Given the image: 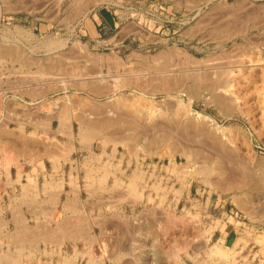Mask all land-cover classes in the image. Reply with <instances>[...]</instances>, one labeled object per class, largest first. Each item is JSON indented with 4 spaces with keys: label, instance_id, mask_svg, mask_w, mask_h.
<instances>
[{
    "label": "rangeland",
    "instance_id": "rangeland-1",
    "mask_svg": "<svg viewBox=\"0 0 264 264\" xmlns=\"http://www.w3.org/2000/svg\"><path fill=\"white\" fill-rule=\"evenodd\" d=\"M127 5L140 15L116 19L113 28L98 16ZM0 53L14 54L12 65L0 59L2 74L14 69L12 83L0 88L3 102L17 109L3 110L1 120L18 133L25 125L30 137L20 180L17 165H6L0 152V231L22 225L15 214L33 228L38 222L55 227L52 217L80 212L98 217L111 240L127 233L139 246L165 247L157 264H264L255 237L264 236V0H0ZM135 96L142 97L136 109L128 105ZM178 99L191 102L184 119ZM198 112L217 125L200 122ZM82 130L91 131V141H81ZM38 150L55 154L49 169L53 161L74 164L77 182L59 184L55 195H32L42 192L31 176ZM216 158L232 170L235 183L226 191L213 184H224L218 172L198 171ZM28 183V195H21ZM8 241L0 235L2 254L16 250ZM217 245L230 257L213 255ZM64 250L71 253L72 243Z\"/></svg>",
    "mask_w": 264,
    "mask_h": 264
},
{
    "label": "bare ground",
    "instance_id": "bare-ground-1",
    "mask_svg": "<svg viewBox=\"0 0 264 264\" xmlns=\"http://www.w3.org/2000/svg\"><path fill=\"white\" fill-rule=\"evenodd\" d=\"M5 49V48H4ZM176 51V50H175ZM26 54V53H25ZM17 55H20V54H17ZM184 55V54H183ZM187 55V54H185ZM14 54L10 55V53H0V59H5L7 62L11 63L12 65V61L14 60L13 57ZM19 57V56H18ZM17 57V58H18ZM160 58V56H159ZM187 58V56L185 57ZM26 59V58H25ZM189 59V58H188ZM19 60V59H18ZM21 60V59H20ZM30 60V59H29ZM28 60V61H29ZM187 60V59H186ZM16 61V60H15ZM26 61V60H25ZM31 61V60H30ZM29 61V62H30ZM172 61V60H171ZM5 62V63H7ZM24 63V61H22ZM27 62V61H26ZM14 63V62H13ZM25 64V63H24ZM23 64V65H24ZM29 64V63H28ZM166 64V63H165ZM174 64V63H173ZM6 65V64H5ZM10 65V66H11ZM27 65V64H26ZM30 65V64H29ZM21 66V65H20ZM38 66V65H37ZM28 67V66H27ZM30 67V66H29ZM170 67V66H169ZM4 68V67H3ZM23 68V66H22ZM26 68V67H25ZM243 68V67H242ZM1 69V68H0ZM12 69L13 67H9V72H8V75L6 74H2L0 72V85L3 81H7L6 83H10L11 82V75H12ZM6 70V69H5ZM8 70V69H7ZM14 70V69H13ZM16 70V68H15ZM22 70V69H21ZM226 70V69H225ZM244 70V69H243ZM140 71V70H139ZM229 71V70H228ZM227 71V72H228ZM232 71V70H231ZM15 72V71H14ZM30 72V71H29ZM224 72V71H223ZM24 75H25V71L23 72ZM22 73V76H24ZM16 74V73H15ZM15 74H13V76H15ZM28 73H26L27 75ZM41 75V74H40ZM44 75V74H43ZM264 76V75H263ZM26 77V76H25ZM165 77V76H164ZM168 77V76H167ZM22 78V77H21ZM159 78V77H158ZM175 78V77H174ZM206 78V77H205ZM214 78V77H213ZM25 78H23L22 80H24ZM169 79H171L169 77ZM202 79V78H201ZM222 79V78H220ZM219 79V80H220ZM153 80V79H152ZM160 80V78H159ZM180 80V79H179ZM223 80V79H222ZM132 81V80H131ZM149 81V80H148ZM166 81V80H165ZM163 81V83L165 82ZM172 80H169V83H174V80L173 82H170ZM214 81V80H213ZM221 81V80H220ZM225 81V80H224ZM17 82V81H16ZM122 82V81H121ZM177 82V81H176ZM175 82V84H176ZM184 82V81H183ZM211 82V81H210ZM4 83V84H6ZM12 83V82H11ZM10 83V84H11ZM24 83V82H23ZM21 83V84H23ZM120 83V82H119ZM124 83V82H123ZM168 83V81H167ZM181 83V81H180ZM223 83V82H222ZM238 83V82H237ZM3 84V83H2ZM9 84V85H10ZM118 84V83H117ZM169 84V85H171ZM234 84V83H233ZM88 85V84H87ZM157 85V84H156ZM155 85V86H156ZM162 85V84H161ZM167 85V84H166ZM165 85V86H166ZM168 85V86H169ZM183 85V83H182ZM181 85V86H182ZM212 85V84H211ZM230 85V84H229ZM167 86V87H168ZM177 86L178 85V82H177ZM176 86V88H177ZM5 87V86H4ZM147 87V85H146ZM145 87V88H146ZM167 87H164V88H167ZM171 86H169L170 88ZM175 88V85L173 86ZM217 88V87H216ZM22 89V88H21ZM154 89V88H153ZM173 89V88H172ZM238 89V88H237ZM259 89V87H258ZM30 90V89H28ZM33 90V89H32ZM174 90V89H173ZM184 90V89H183ZM229 90V89H228ZM10 91V90H9ZM12 91V90H11ZM23 91V89L21 90ZM154 91V90H153ZM231 91V90H230ZM241 91V90H240ZM17 92V91H16ZM25 91H23L24 93ZM31 93V91H29ZM102 92V91H101ZM226 92V91H225ZM237 92V91H236ZM259 92L261 93L260 97L262 96V98L264 99V85L260 87L259 89ZM4 92L1 88H0V114H2L3 110H15L16 107L14 105V107L11 105V103L9 104V100H7L8 103H4L3 102V96H4ZM13 93V92H12ZM19 93V92H18ZM22 93V92H21ZM22 93V94H23ZM29 93V94H30ZM222 93V92H221ZM243 93V92H242ZM10 94V93H9ZM143 94V93H142ZM225 94V93H224ZM227 94V93H226ZM24 95V94H23ZM28 95V93H27ZM221 94H219L220 96ZM234 95V94H233ZM236 95V94H235ZM239 95V94H238ZM218 96V98H219ZM240 96V95H239ZM7 97V96H6ZM10 97V96H9ZM21 97V96H20ZM214 97H216V95H214ZM238 97V96H236ZM241 97V96H240ZM26 98V97H25ZM133 98V100L131 102H129V106L135 108V107H138L139 106V101H141V99L138 101L139 98H142V97H131ZM170 98V97H169ZM217 98V97H216ZM217 98V99H218ZM221 98V96H220ZM124 99V98H123ZM190 99H192L190 97ZM189 99V101H191ZM224 99V98H223ZM233 99V98H232ZM23 100V99H22ZM234 100V99H233ZM238 100V99H237ZM236 100V101H237ZM12 101V100H11ZM125 101V100H124ZM231 101V100H230ZM242 101V100H241ZM126 102V101H125ZM124 102V103H125ZM229 102V101H227ZM122 103V102H121ZM141 103V102H140ZM146 103V102H145ZM143 103L142 105L144 106H147L148 104H145ZM149 103V101L147 102ZM174 103V102H172ZM185 103V102H184ZM242 103L244 104V102L242 101ZM247 103V102H246ZM83 104V103H82ZM150 104V103H149ZM226 104V103H225ZM231 104V103H229ZM237 104H239L237 102ZM78 105V104H77ZM153 105V104H152ZM151 105V106H152ZM59 106V105H58ZM128 106V107H129ZM143 106V107H144ZM150 106V105H149ZM175 106V105H174ZM190 106H191V102H188L186 104L183 105V102L178 99V104H177V111L183 113L182 114V117L185 116V115H189L191 113V109H190ZM230 106V105H229ZM24 107V106H23ZM159 107V106H158ZM172 107V106H171ZM242 107V106H241ZM15 108V109H14ZM79 108V107H78ZM139 108V107H138ZM150 108V107H149ZM169 108V107H168ZM175 108V107H174ZM26 110V108H24ZM23 109V110H24ZM136 109V108H135ZM147 109V107H146ZM153 109V108H152ZM160 109V108H159ZM244 109H247V108H244ZM242 109V110H244ZM17 110V109H16ZM24 110V111H25ZM134 110V109H133ZM132 110V111H133ZM149 110V109H148ZM164 110V109H162ZM176 110V108H175ZM8 111H5L6 114L8 115ZM160 111V110H159ZM171 111V110H170ZM174 111V110H173ZM175 111V112H177ZM246 111V110H245ZM11 112V111H10ZM20 112V111H18ZM23 112V111H22ZM29 112V111H28ZM26 112V116L28 115ZM64 112V111H63ZM143 112V111H142ZM161 113L163 111H160ZM166 112V110H165ZM169 112V111H168ZM180 112L178 113V116L181 115ZM59 113H61V111H59ZM141 113V112H140ZM152 113V112H151ZM155 113V112H154ZM153 113V114H154ZM164 113V112H163ZM173 113V112H172ZM5 114V115H6ZM23 114V113H22ZM142 114V113H141ZM144 114V113H143ZM151 114V115H153ZM160 114V113H159ZM169 114V113H168ZM12 115V114H11ZM53 115V114H52ZM51 115V116H52ZM2 115H0V152L4 153L5 157L3 158V160H6L4 161L5 164L8 163L11 164L10 162H14V164L17 165L18 167V171H19V177L18 179L20 180V178H23V173H25V170H26V161L27 159L29 158V148H30V137L29 135L27 134L28 132L26 131L27 129L25 128V125H22L20 126L19 128V133L18 132H15V129H12L10 128V124L5 121L3 123L2 119L1 118ZM4 116V115H3ZM14 116V115H13ZM79 116V115H78ZM176 116V115H175ZM117 117V116H116ZM167 117V116H166ZM197 119H200V122L202 121H205V122H208V123H211L212 125H217L216 124V121L210 117L209 115H206L204 113H200L198 112L197 114ZM14 118V117H13ZM12 118V119H13ZM134 118V117H133ZM180 118V117H179ZM2 119V120H1ZM11 119V118H10ZM9 119V120H10ZM63 119V118H60V120ZM65 119V118H64ZM69 120V117L67 116V118ZM128 119V118H127ZM184 119V117H183ZM14 120V119H13ZM22 121H25V119H23ZM134 121V120H133ZM189 121V120H187ZM64 122V121H63ZM193 122V121H191ZM199 122V120L197 121ZM203 122V123H205ZM65 123V122H64ZM68 124V123H67ZM194 124V123H193ZM42 125V124H41ZM89 125V124H88ZM87 125V126H88ZM164 125V124H163ZM178 125V124H177ZM182 125V124H181ZM190 125V124H189ZM202 125V123H201ZM142 127H143V124H142ZM180 127V126H179ZM204 127V126H203ZM215 127V126H214ZM170 128V127H169ZM168 128V129H169ZM192 128V127H191ZM17 129V128H16ZM227 129V128H226ZM88 130V129H87ZM145 130V129H144ZM167 129H165L166 131ZM85 130H82L80 132V137H81V141L84 143V142H89L91 141V131H85ZM224 131V130H223ZM173 132V131H172ZM231 132V131H230ZM17 133V134H16ZM66 133V132H65ZM99 133V132H98ZM179 134V133H178ZM184 134V132H183ZM92 135H93V132H92ZM179 136V135H178ZM182 136V135H180ZM47 137V136H46ZM94 137V136H93ZM184 137V136H183ZM213 137V136H212ZM220 137V136H219ZM230 138V137H229ZM45 140V139H44ZM181 140V139H180ZM234 139H232L233 141ZM187 141V140H186ZM231 141V140H230ZM185 143V142H184ZM206 144V143H205ZM174 145V144H173ZM202 145V144H201ZM206 146V145H204ZM209 146V145H208ZM174 148H175V145H174ZM213 149V148H212ZM65 151V150H64ZM214 152V151H213ZM217 152V151H216ZM215 152V153H216ZM65 153V152H64ZM63 153V154H64ZM218 154V152H217ZM188 155V153L186 154ZM58 156V155H57ZM236 156V155H235ZM190 157V156H189ZM229 157V155L227 156ZM234 157V156H233ZM57 158V157H56ZM232 158V157H231ZM237 158V157H236ZM59 159V157H58ZM228 159V158H227ZM213 160V159H212ZM234 160V159H233ZM3 162V163H4ZM225 162V161H224ZM228 162V161H227ZM233 163V162H232ZM238 163V162H237ZM214 164V165H213ZM226 164V163H225ZM224 164V165H225ZM7 165V164H6ZM203 168H201V170H198L200 171V174L201 173H210L212 171H215V172H218L219 175H222V179H224V184L222 183H213L214 186H217L219 187L222 191H226L227 188H228V184L229 183H232L231 181L232 180V170L227 167V164L226 166L224 167H220L218 165H220V162L219 160L216 158L214 159L213 161H209V160H206L205 161V164L203 163ZM240 166V165H238ZM235 169V168H234ZM218 170V171H217ZM241 170V169H240ZM6 177H7V182L8 183H11V178H12V174H11V171H10V168L7 167V170H6ZM237 171V170H236ZM239 171V170H238ZM247 172V171H246ZM197 173V172H196ZM214 173V172H213ZM234 173H235V170H234ZM237 173V172H236ZM243 173V171H242ZM248 173V172H247ZM199 174V173H198ZM199 174V175H200ZM211 174V173H210ZM217 174V173H216ZM244 174V173H243ZM138 174H135V178L131 179L130 181V187L132 188V190L135 192V194L137 193L136 190L137 187H138V179L136 178ZM194 175V174H193ZM245 175V174H244ZM27 176V181H29V183L32 181V178L30 176V174H26ZM236 176V175H235ZM239 174L236 176V180H238ZM97 178V177H96ZM208 178V177H207ZM212 178V177H211ZM210 178V179H211ZM221 178L219 180H221ZM53 179V178H52ZM212 180V179H211ZM217 180V179H215ZM104 181V180H103ZM213 181V180H212ZM211 181V182H212ZM218 181V180H217ZM6 182V183H7ZM23 182V181H22ZM234 182V181H233ZM238 182V181H237ZM0 183H1V179H0ZM29 183L28 184H24L22 186V192H21V195H28V186H29ZM71 184H73V181L71 180L70 181ZM121 183V182H120ZM235 183V182H234ZM32 184V183H31ZM211 185V183H209ZM212 184V185H213ZM219 184V185H218ZM221 184V185H220ZM227 184V185H226ZM8 185V184H7ZM10 186V185H9ZM37 186V185H36ZM30 187V186H29ZM232 187V186H231ZM33 188V187H31ZM215 188V187H214ZM234 188V187H233ZM15 189V187H14ZM34 189V188H33ZM230 190V189H228ZM38 192V191H37ZM95 195V194H94ZM246 195V194H245ZM235 196V195H234ZM241 196V195H240ZM239 196V197H240ZM249 196V195H248ZM237 198V197H236ZM234 198V199H236ZM242 198V197H241ZM245 198V197H244ZM249 198V197H248ZM238 199V198H237ZM243 199V198H242ZM242 199H238L241 204H247L246 203V199L245 198L244 200ZM76 200V198H75ZM78 200V199H77ZM73 201H71L70 203L72 204ZM77 202V201H76ZM79 202V201H78ZM77 202V203H78ZM85 202V201H84ZM88 202V201H86ZM103 202V201H102ZM75 203V201H74ZM73 203V204H74ZM76 203V204H77ZM237 203V202H236ZM249 203V202H248ZM69 204V202L67 203ZM72 204V205H73ZM88 204V203H87ZM90 204V203H89ZM93 204V203H92ZM91 204V205H92ZM99 205V204H98ZM77 206V205H76ZM243 206V205H242ZM247 207V206H246ZM245 207V208H246ZM44 210V209H43ZM18 211V210H17ZM247 211V210H246ZM22 212V211H21ZM20 213V212H19ZM34 214V213H33ZM37 216L38 214L35 213ZM74 215H72V217H69V215L67 216V218H63V219H59V218H55V217H52V220L50 219V222H55L56 223V226H48V227H45V223L42 224L40 222H38L37 225H34L33 228L32 227H29L28 225L26 226V224H23L24 222H26L24 220V217H23V213L21 214H16L14 215L15 217V222L17 224H22L20 226H17L14 230H11V229H2L0 231V235L3 236L4 238H8V243L9 245H14L16 246V250L14 252H10L9 250H7L6 253H1L0 252V264H77L79 263V260L80 259H84V258H87V262H85L86 264H109V261H111L112 264H157L156 261L158 260H155L154 257H158V253H162L163 252V249H165V247H162L161 250H158L156 249L154 246H151V247H146L145 246H139L137 243H136V240H133L131 238H129L126 234L124 235L123 233L119 234L118 233V236H115V237H112V240L109 239V237L107 236V232L105 231V228H106V225L103 226L102 223L100 222L99 223V218L98 217H95L93 219L92 215H87L84 217V215L80 214V212H76V213H73ZM84 214V213H83ZM254 214V212H253ZM86 215V214H85ZM98 215V214H97ZM96 215V216H97ZM104 215V214H103ZM34 216V215H33ZM52 216V215H51ZM75 216V217H74ZM106 216V214L104 215ZM112 216V215H111ZM110 216V217H111ZM115 216V215H114ZM13 217V218H14ZM69 217V218H68ZM74 217V218H73ZM101 217V215L99 216ZM12 218V219H13ZM73 218V220L71 219ZM86 218V219H85ZM97 218V219H96ZM107 218V216L105 217ZM104 218V219H105ZM38 219V218H37ZM99 219V220H98ZM110 218H108L109 220ZM114 219V217H113ZM117 219V218H115ZM124 219V218H123ZM173 219V218H172ZM81 220V222H80ZM84 220V221H83ZM102 220V219H101ZM112 220V219H111ZM119 220V219H118ZM107 221V220H106ZM113 221V220H112ZM77 223L74 224V223ZM104 222V221H103ZM127 222V220H126ZM111 223V222H110ZM106 224V223H105ZM117 224V223H116ZM3 225V224H2ZM48 225V224H47ZM46 225V226H47ZM95 225H98L100 226V231L99 232L100 234H98L96 232L97 228ZM119 225V223H118ZM116 226V225H115ZM110 227V226H109ZM108 227V228H109ZM112 227V226H111ZM110 227V228H111ZM116 229V227L114 228ZM120 229V228H119ZM114 231V230H113ZM120 231V230H119ZM130 231V230H129ZM253 231V230H252ZM146 232V231H145ZM116 233V232H115ZM147 233V232H146ZM110 234V233H109ZM113 234V233H112ZM139 234V233H138ZM248 234H251V233H248ZM255 234V233H254ZM100 235V236H99ZM120 235V236H119ZM133 235V234H132ZM135 235V234H134ZM133 235V237H134ZM162 235V233H161ZM256 235V234H255ZM259 235V234H258ZM139 236V235H138ZM253 236V235H252ZM100 237V238H99ZM158 237V236H157ZM254 237V236H253ZM255 237H257V241L261 244L262 248L260 250V252L262 253L263 257H264V236H262L261 238H258V236L256 235ZM251 238V237H250ZM141 239V238H140ZM151 239V238H150ZM154 239V238H153ZM158 239V238H157ZM252 239V238H251ZM255 240V238H254ZM7 241V240H6ZM83 241L84 244L86 245V248L84 247V249H80L79 247V242ZM152 241V239H151ZM154 241V240H153ZM67 242H70L72 243L73 245V250L71 253L68 252V250H64V245L67 243ZM256 243V242H255ZM6 244V243H5ZM222 244V243H221ZM162 245V244H161ZM206 246V244H203ZM219 245V243H218ZM216 246L215 248L213 247L212 251L214 254L213 255H223V256H226L228 253L227 251H225L224 249H222L220 246ZM8 246V245H7ZM27 246L30 248L29 250H27L28 252H26L25 249H27ZM200 246V245H198ZM140 247H143V252L142 253H139V248ZM181 247V246H180ZM201 247V246H200ZM15 248V247H14ZM176 248V247H175ZM174 248V249H175ZM9 249V248H8ZM97 249V250H96ZM142 249V248H141ZM173 249V248H172ZM173 249V250H174ZM195 249V248H194ZM200 249V248H199ZM14 250V249H13ZM167 252L168 251V248L166 249ZM169 250L170 247H169ZM196 250V249H195ZM194 250V252H195ZM203 250V249H202ZM205 250V249H204ZM0 251H1V248H0ZM199 251V250H197ZM22 252H25L28 256H26V258H24L21 254ZM141 252V251H140ZM171 254H174L173 251H170ZM210 252V253H211ZM229 252V251H228ZM164 253V252H163ZM199 254V252H197ZM207 253V252H206ZM151 254H154L151 255ZM231 255V254H229ZM227 255V256H229ZM258 255V254H257ZM36 256H38V260H36ZM173 256V255H172ZM175 256V255H174ZM200 256V255H199ZM155 257V258H156ZM190 257V256H189ZM230 257V256H229ZM47 259V260H44V259ZM55 258L56 261H55ZM215 258V257H214ZM212 258V260L214 259ZM217 258V257H216ZM215 258V260H216ZM224 258V257H223ZM233 257H231V260H232ZM42 259L44 261H42ZM157 259V258H156ZM164 259V258H163ZM192 259V258H191ZM194 259V258H193ZM229 259V258H228ZM171 260V259H170ZM202 260V259H201ZM218 260V259H217ZM230 260V261H231ZM84 261V260H83ZM196 261V260H195ZM223 261V260H222ZM225 261V260H224ZM261 261V260H260ZM56 262V263H55ZM169 262V260L167 261ZM161 263V262H160ZM170 263V262H169ZM195 263V262H194ZM226 263V262H225ZM247 263V262H246ZM245 263V264H246ZM244 264V263H243ZM263 264V263H262Z\"/></svg>",
    "mask_w": 264,
    "mask_h": 264
},
{
    "label": "crops",
    "instance_id": "crops-1",
    "mask_svg": "<svg viewBox=\"0 0 264 264\" xmlns=\"http://www.w3.org/2000/svg\"><path fill=\"white\" fill-rule=\"evenodd\" d=\"M194 6L200 7L199 4H195ZM133 8H135L133 5L111 7L105 10H100L98 16L99 18H102L107 25L113 28L114 25H118L116 19H125L130 16L138 17L140 13L138 11H132ZM53 156H55V154L50 150H38V160L35 162V166L31 169V176L35 179L37 184H42V192H34L32 195H55L56 192L59 191V184L64 185L71 180L73 183L77 182V171L74 164L66 168L65 164L63 165L62 161L59 160L58 162L53 161L52 167L50 169L48 168L47 161ZM45 184H53V186L44 188Z\"/></svg>",
    "mask_w": 264,
    "mask_h": 264
}]
</instances>
